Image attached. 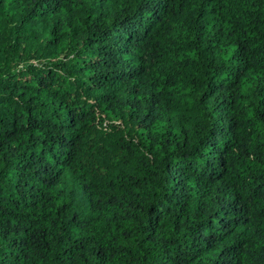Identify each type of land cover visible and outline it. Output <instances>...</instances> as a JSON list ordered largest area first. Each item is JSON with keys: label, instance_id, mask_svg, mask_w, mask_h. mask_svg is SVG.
<instances>
[{"label": "trees", "instance_id": "trees-1", "mask_svg": "<svg viewBox=\"0 0 264 264\" xmlns=\"http://www.w3.org/2000/svg\"><path fill=\"white\" fill-rule=\"evenodd\" d=\"M0 264H264V0H0Z\"/></svg>", "mask_w": 264, "mask_h": 264}]
</instances>
